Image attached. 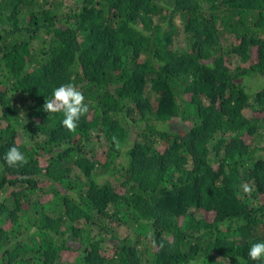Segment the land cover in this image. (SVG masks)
I'll return each mask as SVG.
<instances>
[{"label":"trees","instance_id":"obj_1","mask_svg":"<svg viewBox=\"0 0 264 264\" xmlns=\"http://www.w3.org/2000/svg\"><path fill=\"white\" fill-rule=\"evenodd\" d=\"M65 83L75 132L43 110ZM259 241L264 0H0V264H264Z\"/></svg>","mask_w":264,"mask_h":264},{"label":"clouds","instance_id":"obj_2","mask_svg":"<svg viewBox=\"0 0 264 264\" xmlns=\"http://www.w3.org/2000/svg\"><path fill=\"white\" fill-rule=\"evenodd\" d=\"M43 110L47 113H62L64 117L61 121L62 126L70 132H75L78 121L88 113L89 106L85 103L82 91L72 83H65L53 89L51 98L45 99ZM113 141L118 145L115 137ZM4 160L9 167L23 166L27 163L25 154L15 145L5 153ZM244 190L251 191L247 185L244 186ZM248 256L252 261L264 259V241L253 242Z\"/></svg>","mask_w":264,"mask_h":264},{"label":"rangeland","instance_id":"obj_3","mask_svg":"<svg viewBox=\"0 0 264 264\" xmlns=\"http://www.w3.org/2000/svg\"><path fill=\"white\" fill-rule=\"evenodd\" d=\"M249 83H251L253 86H254V84H256L257 82H259V81H257L256 80V78H253V79H251L250 81H248ZM255 87V86H254ZM178 124H180L179 122H178ZM122 231L124 232V230L122 229Z\"/></svg>","mask_w":264,"mask_h":264}]
</instances>
